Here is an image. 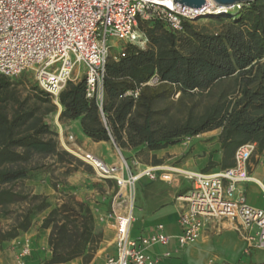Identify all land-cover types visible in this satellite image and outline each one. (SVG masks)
<instances>
[{"label": "trees", "instance_id": "obj_1", "mask_svg": "<svg viewBox=\"0 0 264 264\" xmlns=\"http://www.w3.org/2000/svg\"><path fill=\"white\" fill-rule=\"evenodd\" d=\"M207 19L199 25L183 22L180 33L161 21L140 22L147 46L129 45L118 60L108 59L101 106L95 98H86L84 79L68 81L57 98L62 107L59 122L77 121L92 141H109L124 151L137 150L135 155L220 129L222 169L232 165L230 160L240 145L255 143V152L261 153L264 0L247 3L234 16L229 13ZM153 77L158 83L147 85ZM136 90V98L128 95ZM33 91L35 102L28 105L18 96L14 83L0 76V186L29 178L35 156L59 155L55 134L44 122L56 105L42 90ZM212 166L210 161L208 168ZM8 194L0 192V196ZM55 213L45 219L44 227ZM28 227L27 219L0 235V241ZM82 255L79 243L65 255L52 247L51 259L45 264L64 263Z\"/></svg>", "mask_w": 264, "mask_h": 264}, {"label": "built area", "instance_id": "obj_2", "mask_svg": "<svg viewBox=\"0 0 264 264\" xmlns=\"http://www.w3.org/2000/svg\"><path fill=\"white\" fill-rule=\"evenodd\" d=\"M171 2L169 6L159 0H0V76L14 79L31 72L37 86L57 104L65 84L77 80L72 76L74 67L83 64L86 98H95L100 107L105 67L116 42L145 46L147 39L138 31L140 22L161 21L172 32L180 33L183 22L209 16L207 1L199 9ZM235 7L240 5L231 10ZM210 16L221 14L214 9ZM121 56L123 53L113 59ZM157 83L153 77L147 85ZM128 95L136 98L138 90ZM72 139L68 137V141ZM70 146L101 181H113L116 187L111 211L101 217L114 230L116 248L115 255L109 256L105 264H158L159 259L151 256L149 249L166 245L170 239L162 224L146 235L131 237V207L122 206L121 189L133 188L141 179L171 182L177 177L190 182V188L179 197L183 203L178 218L180 249L199 238L208 220H217L232 222L233 229L244 236V256L249 257L254 251L264 253V207L248 205L244 192L238 189L241 184L256 182L249 171L255 143L237 147L230 167L205 172L166 165L138 170L123 157L124 150L114 144L118 164H108L73 144ZM123 172L126 178L120 175ZM27 253L25 246L19 257Z\"/></svg>", "mask_w": 264, "mask_h": 264}, {"label": "crops", "instance_id": "obj_3", "mask_svg": "<svg viewBox=\"0 0 264 264\" xmlns=\"http://www.w3.org/2000/svg\"><path fill=\"white\" fill-rule=\"evenodd\" d=\"M80 64L74 67L73 79L79 80ZM86 68L84 67V73ZM58 114L55 118L58 137L61 131L70 133L73 145L79 147L108 164H118L119 156L113 144L109 141L94 142L86 137L80 128L79 122L58 123L62 107L58 104ZM137 150L123 151V157L132 163L134 169L142 170L158 165L175 166L190 172H205L208 163L213 166L207 171L219 170L223 164V150L220 147L218 136L205 132L194 137L183 138L174 145L157 151H143L148 153L149 161H138L134 156ZM230 163H233L232 159ZM249 171L256 182L244 183L238 189L244 192L247 204L254 208L264 207V162L249 163ZM122 177L126 178V172ZM100 187L108 196L106 208L102 207V216L111 211V200L116 193L113 181H101ZM190 188V182L183 178H174L171 182L161 180L149 181L141 179L133 188L128 187V196L122 195V206L131 209L132 225L131 237H138L150 233L159 224L167 227L170 239L166 245H155L149 249L151 256L159 259L158 264H259L264 261V253L254 251L249 257L243 255L246 243L244 236L233 229V223L228 221L208 220L203 227L199 238L192 244L180 249L177 236L180 234L178 218L183 203L179 199ZM105 199V198H102ZM106 209V210H105ZM106 222V221H105ZM112 237L103 244L94 259L84 263L81 257L68 262L55 264H105L109 256L115 255L114 230L109 222ZM12 228V227H11ZM11 228L3 230L0 235ZM48 232L36 226H30L25 231H17L16 235L0 241V264H45L51 259L48 245ZM27 246L28 253L19 257Z\"/></svg>", "mask_w": 264, "mask_h": 264}, {"label": "rangeland", "instance_id": "obj_4", "mask_svg": "<svg viewBox=\"0 0 264 264\" xmlns=\"http://www.w3.org/2000/svg\"><path fill=\"white\" fill-rule=\"evenodd\" d=\"M245 5L247 4L240 5V8L235 7L230 14L234 16L236 11H240ZM207 18L198 19L194 24L206 23ZM139 26L140 24L138 31L145 36ZM129 45L131 44L116 42L110 49L109 58L118 57ZM131 46L144 49L147 43L143 47ZM79 67V80H81L85 77L84 66L80 64ZM10 80L16 86L18 96L22 100L25 99L28 105L34 104L33 89H41L37 86L33 74L24 73ZM58 111L56 105L53 112L44 116V122L55 134L53 139L57 144L59 155L35 156L29 165L30 168L35 169L30 171L29 178L0 186V192L9 193L0 196V227L5 230L19 226L28 219L29 227L36 226L48 232V245L50 237L53 238L52 245H49L50 251L52 247L57 248V252L65 255L74 244L79 243L83 250V255L80 257L84 263H88L94 259L99 248L112 237L110 227L105 220H101V210L103 206L106 208L108 196L100 187L101 180L93 169L74 154L70 146L73 144V139L68 141V137L72 135L61 131L58 137V129L55 125ZM58 123L61 124L59 120ZM208 132L212 136L217 135L219 139L220 129ZM134 157L142 162L150 159L145 152ZM260 161L264 162V148L261 153H254L250 163L257 164ZM54 210L56 213L50 218L49 225L44 227L45 219ZM52 231L54 235H51ZM85 233V237L81 238V234Z\"/></svg>", "mask_w": 264, "mask_h": 264}, {"label": "water", "instance_id": "obj_5", "mask_svg": "<svg viewBox=\"0 0 264 264\" xmlns=\"http://www.w3.org/2000/svg\"><path fill=\"white\" fill-rule=\"evenodd\" d=\"M218 7V12L221 16H225L226 13L231 11V8L237 5L247 4L249 2H255L256 0H210ZM174 3H178L182 6H188L194 9H199L206 4V0H173Z\"/></svg>", "mask_w": 264, "mask_h": 264}, {"label": "bare ground", "instance_id": "obj_6", "mask_svg": "<svg viewBox=\"0 0 264 264\" xmlns=\"http://www.w3.org/2000/svg\"><path fill=\"white\" fill-rule=\"evenodd\" d=\"M159 1L165 2L169 6L172 5L171 0H159ZM206 1H207V5H208V10H207L208 11V15L210 16L211 15V12L214 9L218 10V7L215 4H213V2H211L210 0H206ZM122 195L128 196V189H127L126 186L122 188Z\"/></svg>", "mask_w": 264, "mask_h": 264}]
</instances>
